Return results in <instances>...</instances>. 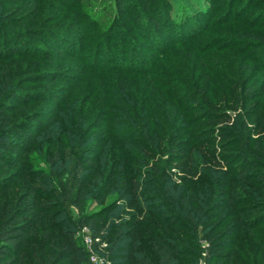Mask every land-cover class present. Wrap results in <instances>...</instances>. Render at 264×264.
<instances>
[{
	"label": "trees",
	"instance_id": "trees-1",
	"mask_svg": "<svg viewBox=\"0 0 264 264\" xmlns=\"http://www.w3.org/2000/svg\"><path fill=\"white\" fill-rule=\"evenodd\" d=\"M196 1L204 16H173L170 4L160 26H148L154 64L82 52L98 86L77 115L67 117L69 96L53 116L35 117L22 86L42 76L0 75V264H93L84 228L106 264H264V79L256 84L248 62L264 72V37L202 45L213 9ZM159 28L176 49L159 44ZM59 39L53 53L27 40L0 63L39 66L73 49Z\"/></svg>",
	"mask_w": 264,
	"mask_h": 264
},
{
	"label": "rangeland",
	"instance_id": "rangeland-1",
	"mask_svg": "<svg viewBox=\"0 0 264 264\" xmlns=\"http://www.w3.org/2000/svg\"><path fill=\"white\" fill-rule=\"evenodd\" d=\"M195 2L197 1L59 0L58 2V0H0L1 61L10 57H19L20 52L11 53V49L17 45L21 51L27 40H33L35 44L42 48L45 47L52 53L54 50L51 45L53 42H57L59 36L60 39L65 36L75 43L72 50L66 49L57 55L54 53L55 56H51L50 60L40 62L39 66H37L36 61L31 59L28 61L17 59L18 61L0 63V75L19 73L18 78H21L33 73L36 76H42L41 82L32 79V82L22 86L24 91L33 95L34 104L26 111L32 112L35 117L42 116L38 112L53 116L59 104L69 96L72 97L69 106L66 108L67 117L69 114L77 115V112L81 113L82 103H86L87 97L98 86L96 79L86 76V74H90L88 72L92 68L87 61L83 60V54L91 57L93 51L100 49V57L103 58L107 52L113 56H119L123 52L127 56L137 54L143 61L148 60L147 64H154L157 61L158 51L156 43L153 44L151 39L146 38L148 26L150 30L157 29L159 24L156 19L163 18L164 12L167 13L171 9L170 4H172L173 16L180 15L182 12H191L197 17L204 16L199 5ZM209 3L212 4L213 9L210 12L211 17L206 18V24L202 29L204 32L200 34V31L202 32L200 30L197 35V39L201 41L202 45H206L216 38L223 39L219 40V45H222L223 42L227 43L228 46L232 42L239 44L235 40L242 34H263L264 37V28L261 29L264 24V0H209ZM239 13H243L240 19L243 21L215 26L219 21L224 20L226 22L231 18H238ZM261 17L262 19L259 20ZM111 33H113L112 36ZM158 33L156 34L157 39L159 36L163 38L160 43L157 40L161 46L165 48L170 46L173 50L177 48V45H170L166 42L160 28ZM240 46L247 51L256 49L250 44ZM34 50L31 47L32 54H35ZM48 55L52 54L41 52L43 57ZM248 62L251 68H255L250 71L252 74L253 72L258 74L256 84H259L264 79V72L261 73V67L254 60H248ZM256 66H259L261 71ZM115 73L120 74L119 72ZM55 76L57 82H51V78ZM80 80L82 85L77 87V82ZM26 111L16 115L14 119L19 118ZM229 112L231 111L229 110ZM232 112L237 113L238 111ZM233 113H230L231 116H234ZM89 114L88 117L91 118V113ZM37 122L40 125L46 123L42 119H38ZM93 124L95 122L92 123V126H94ZM27 134H32V132H27ZM181 167L182 163H179L174 172L180 170ZM111 200L112 198H109L107 201L110 202ZM98 208V205H94L87 213ZM80 243L84 244L81 235ZM103 257V254L100 253L99 258L104 259ZM198 258L200 260V257ZM187 264L205 263L198 261V263Z\"/></svg>",
	"mask_w": 264,
	"mask_h": 264
},
{
	"label": "built area",
	"instance_id": "built-area-1",
	"mask_svg": "<svg viewBox=\"0 0 264 264\" xmlns=\"http://www.w3.org/2000/svg\"><path fill=\"white\" fill-rule=\"evenodd\" d=\"M82 236V239L84 240V245L87 248V251L90 253V259L93 264H106L104 262V259H100L98 255V251L96 250V246H100V241L99 239H94L87 228H84L82 232L80 233ZM104 260V261H102Z\"/></svg>",
	"mask_w": 264,
	"mask_h": 264
}]
</instances>
